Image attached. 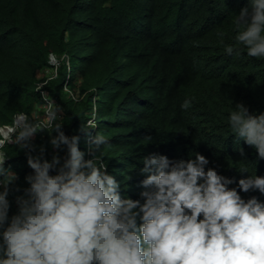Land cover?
I'll return each instance as SVG.
<instances>
[{
  "label": "trees",
  "instance_id": "trees-1",
  "mask_svg": "<svg viewBox=\"0 0 264 264\" xmlns=\"http://www.w3.org/2000/svg\"><path fill=\"white\" fill-rule=\"evenodd\" d=\"M247 3L0 0V127L13 126L18 115L38 121L44 91L61 110L65 134L79 136L86 158L82 127L105 135L100 154L106 170L120 182L121 195L134 199H142V157L152 152L170 159L200 152L209 160L206 167L226 176L264 175V158L231 132L227 120L236 103L264 111V57L249 56L242 45L239 55L224 50L236 45L234 18ZM50 55L59 63L55 69ZM185 98L191 100L188 108L181 107ZM51 135L55 131L37 130L32 154L43 146L44 158L63 157L65 149L53 148ZM5 148L4 164L18 174L19 187L8 196L12 215L15 196L23 194L24 177L33 170L28 149L14 142ZM240 194L264 201L258 190Z\"/></svg>",
  "mask_w": 264,
  "mask_h": 264
},
{
  "label": "clouds",
  "instance_id": "clouds-1",
  "mask_svg": "<svg viewBox=\"0 0 264 264\" xmlns=\"http://www.w3.org/2000/svg\"><path fill=\"white\" fill-rule=\"evenodd\" d=\"M234 27L236 45L225 44V52L239 55L242 45L249 56L264 57V0H248ZM49 61L54 69L59 65L53 55ZM190 104L185 98L181 107ZM58 111L50 100L38 121L18 115L21 124L0 127L15 133L4 139L0 132V264H264V201L240 194H264V175L241 164L249 175L226 176L206 167L209 160L200 152L187 159L152 152L142 157L139 169L145 174L142 199L122 196L100 154L105 135H90L94 126L82 127L89 142L86 158L79 136L62 130ZM227 120L231 132L264 158V111L253 113L236 103ZM40 129L55 131L50 143L65 149L63 157L44 158L43 146L32 154L30 139ZM9 142L29 150L33 170L24 177L23 194L15 196L12 215L8 196L19 186L17 172L4 164Z\"/></svg>",
  "mask_w": 264,
  "mask_h": 264
},
{
  "label": "built area",
  "instance_id": "built-area-1",
  "mask_svg": "<svg viewBox=\"0 0 264 264\" xmlns=\"http://www.w3.org/2000/svg\"><path fill=\"white\" fill-rule=\"evenodd\" d=\"M41 95H42V97H43V99L45 100V104H44V108H43V112H44V114H45V112H46V110H47V108H48V102L50 101L49 100V98H47V96H46V94H44L43 92H41ZM53 103V102H52ZM54 104V103H53ZM55 105V104H54ZM60 112H61V110L59 109V111H58V116L60 117ZM4 130H6V132L8 133V135L10 136V135H12L13 134V130L11 129V128H0V132H1V134H2V131H4ZM2 136H3V134H2ZM8 136V137H9ZM7 137V138H8ZM3 138H4V136H3ZM4 139H6V138H4Z\"/></svg>",
  "mask_w": 264,
  "mask_h": 264
},
{
  "label": "bare ground",
  "instance_id": "bare-ground-1",
  "mask_svg": "<svg viewBox=\"0 0 264 264\" xmlns=\"http://www.w3.org/2000/svg\"><path fill=\"white\" fill-rule=\"evenodd\" d=\"M21 123H22L21 119L16 120V125H19ZM2 134H3L4 138H7L9 136L8 133L6 132V130L2 131Z\"/></svg>",
  "mask_w": 264,
  "mask_h": 264
},
{
  "label": "rangeland",
  "instance_id": "rangeland-1",
  "mask_svg": "<svg viewBox=\"0 0 264 264\" xmlns=\"http://www.w3.org/2000/svg\"><path fill=\"white\" fill-rule=\"evenodd\" d=\"M42 110H43V107H39L38 109H37V114L35 113V117H37V118H42Z\"/></svg>",
  "mask_w": 264,
  "mask_h": 264
},
{
  "label": "water",
  "instance_id": "water-1",
  "mask_svg": "<svg viewBox=\"0 0 264 264\" xmlns=\"http://www.w3.org/2000/svg\"><path fill=\"white\" fill-rule=\"evenodd\" d=\"M14 125H16V120L14 121Z\"/></svg>",
  "mask_w": 264,
  "mask_h": 264
}]
</instances>
